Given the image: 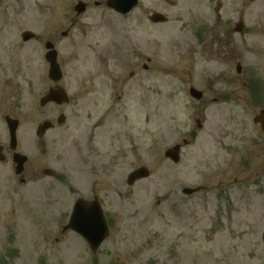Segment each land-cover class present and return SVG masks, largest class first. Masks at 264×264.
<instances>
[{"label": "rangeland", "instance_id": "rangeland-1", "mask_svg": "<svg viewBox=\"0 0 264 264\" xmlns=\"http://www.w3.org/2000/svg\"><path fill=\"white\" fill-rule=\"evenodd\" d=\"M97 1L106 2L0 0V145L9 151L0 163V264H264L258 110L232 91L239 87L232 76L210 78L224 64L189 69L178 53L212 46L210 34L200 46L188 28L201 26L208 10L197 7L198 0L172 7L141 0L125 18ZM80 2L88 4L82 14ZM152 11L167 20L152 21ZM254 29L255 42H262L263 29ZM26 30L38 38L24 41ZM49 39L60 49L59 86L71 100L43 107L41 99L56 84L45 59ZM142 61L152 67L143 77L136 67ZM92 70H98L96 82L84 85ZM191 86L204 91L201 100L191 96ZM224 92L230 98H220ZM60 114L67 116L63 124ZM7 115L21 122L16 151L28 156L22 174L9 149ZM46 120L54 128L39 136ZM179 143L184 148L175 163L164 154ZM141 166L151 175L130 185L129 175ZM185 187L205 189L187 195ZM96 197L111 229L93 252L64 227L77 199Z\"/></svg>", "mask_w": 264, "mask_h": 264}, {"label": "flooded vegetation", "instance_id": "flooded-vegetation-1", "mask_svg": "<svg viewBox=\"0 0 264 264\" xmlns=\"http://www.w3.org/2000/svg\"><path fill=\"white\" fill-rule=\"evenodd\" d=\"M107 1V0H106ZM167 6L172 7V5L176 6L179 3V0H164ZM106 3V2H105ZM104 2L97 1L95 4L97 6L106 7ZM142 1L139 0V5L130 11L127 15L120 14L125 18H129L134 10H138L140 8ZM198 4L197 7H200L201 10L203 8L208 11L203 10L201 15L205 20L201 26L189 24L188 28L195 29L194 33L196 35L197 43L201 46L206 44L207 35L210 34V42H212V46L207 47H196V48H185L183 52L179 51L178 53L183 54L181 59L186 58V62L188 63L189 69L197 68L200 64H218V68L224 64L223 69H217L213 74L215 76L210 77L216 80L225 79L228 80V76H232L236 84L239 85L238 89H232L237 95L242 99L243 104L246 107H253L258 110V113L255 115H259L264 113V0H198L196 2ZM108 7V5H107ZM109 8V7H108ZM158 11H152L150 15V19L153 18L154 13ZM161 13V12H160ZM163 13V12H162ZM208 13H212L214 16L213 20L208 18ZM256 15L257 17H254ZM167 19V18H166ZM193 19V17L191 18ZM190 19V20H191ZM134 21V27L137 26V33L140 32L139 26L141 17L137 16V19ZM197 26V28H195ZM255 27L263 29V41L255 42L253 35L255 31ZM242 34L246 40L243 41L238 40V35ZM70 31L64 32V35H69ZM215 36V37H214ZM206 37V38H205ZM214 37V38H213ZM51 40V39H49ZM53 40V39H52ZM195 40V43H196ZM54 41V40H53ZM55 43V42H54ZM138 43V40H137ZM224 43L226 45H224ZM240 43V44H239ZM57 47V44L55 43ZM58 49V60H60V49ZM257 58H259L262 64L257 65ZM95 61L102 60L101 56L94 57ZM106 60V59H105ZM150 62L152 59H148ZM61 63V62H60ZM62 67V64H61ZM137 67V73L142 77L146 71L151 70V66L144 63L140 68L139 65ZM221 68V67H220ZM141 70V71H140ZM87 76L83 77V84L87 85V83H95L97 77L99 76L98 70H92L85 73ZM131 74L134 76L136 74L135 71H132ZM105 77L106 73L103 74ZM211 75V74H210ZM110 85L114 86L116 84V80L109 77ZM82 84V85H83ZM83 85L82 89L87 91L85 86ZM203 91V97H204ZM225 95L216 94L217 96L229 97V92H224ZM202 97V98H203ZM113 98V96H112ZM216 98V99H220ZM96 105L100 108V103L104 104L101 101V97L96 98ZM108 106H111L108 105ZM108 119V116L105 115L102 118L100 117V121ZM99 121V122H100ZM260 126V124H257ZM258 139L262 137L260 135H256ZM248 141L255 144H258V141L248 139ZM2 147V146H1ZM1 154H5L9 152L5 145H3V149L0 151ZM7 161V158L4 159ZM22 183H26V179H22Z\"/></svg>", "mask_w": 264, "mask_h": 264}, {"label": "water", "instance_id": "water-1", "mask_svg": "<svg viewBox=\"0 0 264 264\" xmlns=\"http://www.w3.org/2000/svg\"><path fill=\"white\" fill-rule=\"evenodd\" d=\"M139 0H108L109 6L113 8L116 12H121L128 14L139 2ZM86 8L85 4L80 3L77 6V10L79 14L83 13ZM155 21L165 20V17L159 13H156L153 16ZM34 36L33 32H26L23 36L24 40L28 41L30 38ZM52 43H48V48H53ZM47 59L51 62V78L53 80H60L63 76V73L60 69V65L57 61V52L53 51L47 55ZM191 93L196 98H201L202 92L197 91L195 88L191 90ZM67 98V93L65 94L62 89H51L46 96L41 100V105H45L50 101H57L61 103ZM65 119L64 116L60 118V122H63ZM9 128L11 129V140H12V148L17 147V128L19 126V120L8 118ZM256 122H260L262 124V128L264 129V114L256 117ZM52 127V123L46 121L39 130L40 135H44L45 132ZM180 145L174 148L168 149L166 152L167 157H171L175 162H179L181 158ZM27 156H23L21 154L15 155L16 162L19 163L18 172L20 173L25 165ZM150 174V170L147 167H142L137 169L135 172L131 173L129 176L130 184H134L137 179L145 178ZM200 188H186L184 190L187 194H192L196 191H199ZM71 220L66 229H73L78 232L81 236H84L85 239L90 243L91 247L94 251H96L100 245L104 242L105 238L109 233V226L106 221L105 213H103L100 202L93 201L92 203H88L86 200L79 199L76 202L75 208L72 212Z\"/></svg>", "mask_w": 264, "mask_h": 264}]
</instances>
